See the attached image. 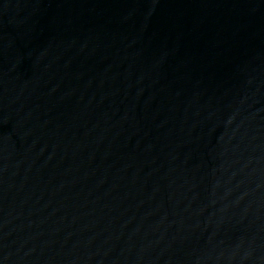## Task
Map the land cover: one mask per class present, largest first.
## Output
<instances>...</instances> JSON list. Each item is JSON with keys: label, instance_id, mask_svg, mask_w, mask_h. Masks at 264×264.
<instances>
[{"label": "water", "instance_id": "95a60500", "mask_svg": "<svg viewBox=\"0 0 264 264\" xmlns=\"http://www.w3.org/2000/svg\"><path fill=\"white\" fill-rule=\"evenodd\" d=\"M0 264H264V0H0Z\"/></svg>", "mask_w": 264, "mask_h": 264}]
</instances>
